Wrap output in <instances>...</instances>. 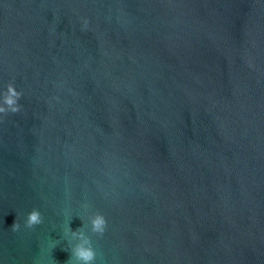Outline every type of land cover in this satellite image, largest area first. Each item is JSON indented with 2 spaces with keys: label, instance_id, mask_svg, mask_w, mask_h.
<instances>
[{
  "label": "water",
  "instance_id": "95a60500",
  "mask_svg": "<svg viewBox=\"0 0 264 264\" xmlns=\"http://www.w3.org/2000/svg\"><path fill=\"white\" fill-rule=\"evenodd\" d=\"M10 82L0 264H264V0H0Z\"/></svg>",
  "mask_w": 264,
  "mask_h": 264
},
{
  "label": "clouds",
  "instance_id": "9594fccd",
  "mask_svg": "<svg viewBox=\"0 0 264 264\" xmlns=\"http://www.w3.org/2000/svg\"><path fill=\"white\" fill-rule=\"evenodd\" d=\"M88 19H83L82 28H88ZM22 92L18 91L13 83H8L3 93H0V115L7 116L21 111L22 106L18 103ZM67 215V213H66ZM43 222V217L38 209H32L24 221L25 227L33 228ZM91 233L102 236L107 228V220L102 213L95 212L89 218ZM12 231L20 229V223L15 220L11 227ZM64 237L70 243V258L72 264H95L96 251L92 245L91 237L85 232L84 226L72 230L70 224L64 228ZM74 242V243H73Z\"/></svg>",
  "mask_w": 264,
  "mask_h": 264
}]
</instances>
